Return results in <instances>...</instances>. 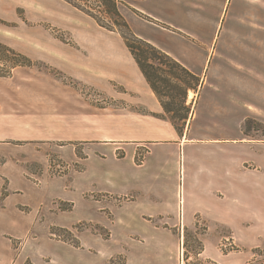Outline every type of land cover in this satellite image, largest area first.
<instances>
[{"label":"crops","instance_id":"1","mask_svg":"<svg viewBox=\"0 0 264 264\" xmlns=\"http://www.w3.org/2000/svg\"><path fill=\"white\" fill-rule=\"evenodd\" d=\"M119 1L138 37L202 79L199 94L188 96L187 128L183 134L175 129L119 34L100 38L99 26L63 0H23L29 20H48L76 41L75 51L52 46L55 58L48 62L78 81L92 73L105 90L107 83L123 87L113 96L124 107L114 120L119 130L105 137L115 145L108 156L115 169L98 179L100 193L112 200L96 202L103 218L95 222L111 233L110 239L84 231L78 234L82 246L75 247L52 238L51 227L72 229L92 218L72 220L70 213L51 212L57 201L74 202V211L79 209L63 178L52 179L46 170L35 183L25 167L6 163L0 166V197L2 177L9 182L0 206V264H16L13 240L23 241L18 255L33 264H112L113 259L116 264H185L194 249L186 244L190 240L201 241L198 256L232 264L216 251L220 241L230 236L244 241L255 234L251 228L264 241V153L249 152L264 148V140L243 130L249 119L264 123V0ZM63 115L34 120L44 127L55 121L65 129L73 126L71 115ZM71 136L64 132L47 139ZM44 139L36 133L19 138L30 142L25 145ZM127 143L133 147L127 149ZM140 150L147 153L137 164ZM37 151L40 156L29 159L42 158ZM126 159L130 166L122 168ZM13 194L22 199L13 202Z\"/></svg>","mask_w":264,"mask_h":264},{"label":"rangeland","instance_id":"2","mask_svg":"<svg viewBox=\"0 0 264 264\" xmlns=\"http://www.w3.org/2000/svg\"><path fill=\"white\" fill-rule=\"evenodd\" d=\"M23 3V0H0V41L36 62L31 68L15 69L12 77L0 78V166H5L6 163H9L6 167L10 168L23 166L27 171L26 176L35 183H39L46 170L47 176L52 179L63 178L62 182L67 184L70 196L80 201L79 209L74 211V202L57 201L54 206H51V212L70 213L69 218L72 220L92 218L82 220L72 229L53 226L50 230L52 238L75 247H78L76 246L78 244L81 247L78 234L88 231L109 240L111 233L95 222L103 218L96 202L103 199L112 200L108 195L100 193L101 186L98 179L100 174L104 173L103 171L115 169L113 157H108L115 145L105 137H111L119 130V127L115 126L118 121L114 120L117 109L124 106L114 99L113 93L120 92L122 89L113 83H107L108 89L105 90L104 87L97 86L98 82L91 77L92 73L87 81H78L52 66L48 62L50 58H55L50 52L53 50L52 46L57 44L70 47L75 51L76 41L70 32L48 20H29L26 10L21 6ZM97 28L100 31V38L113 37L112 32L101 27ZM55 113L57 117L70 114L73 126H67L65 129L55 121L56 125L44 127L39 124L38 119L34 120V116L47 119L49 114L55 115ZM77 120H82L83 126L77 125ZM251 120L255 121L251 126L252 136L264 140V123L255 119ZM48 121L46 120L47 124ZM64 132L72 135V139H47L56 138L59 135L62 137ZM34 133L36 136L44 134L47 140H35V144L30 145H25L30 143L29 141L19 140L29 135L33 136ZM125 147L130 149L133 146L127 143ZM37 150L42 152V158L29 159L34 155L40 156ZM102 151L108 153L106 158L101 157ZM249 152L251 156L261 155V152L264 153V148L256 147ZM146 153L147 150L138 151L137 164L142 163ZM117 155L120 159L124 158L122 152ZM120 163L122 168L130 166L129 159ZM2 184L3 194L0 197V206L9 193L7 192L9 188L7 176L2 177ZM18 199L21 200L22 197L13 194L12 201L15 202ZM62 208L71 209L63 211ZM22 211L28 212V209H22ZM7 214L15 215L11 211ZM43 215L44 213L41 217ZM108 216L111 217V214L109 213ZM97 226L103 230L97 232ZM250 231L255 234L244 241L236 240L233 236L220 241L216 251L232 264H235L237 260H243L242 264H253L254 250L264 246V241L254 229L251 228ZM10 239L13 240V238ZM12 242L15 258L11 259L9 256V259L14 260L16 264H33L31 259L24 258V254L18 255L23 241L13 240ZM186 244L194 249L191 250L192 255L188 256L191 260L186 261L185 264H218L198 256V252L202 249L201 241L190 240L186 241ZM223 245L228 247L225 248ZM8 250L11 255L13 252L11 249ZM188 257H185L186 260ZM116 263H119V260L113 259L112 264Z\"/></svg>","mask_w":264,"mask_h":264},{"label":"trees","instance_id":"3","mask_svg":"<svg viewBox=\"0 0 264 264\" xmlns=\"http://www.w3.org/2000/svg\"><path fill=\"white\" fill-rule=\"evenodd\" d=\"M93 20L99 27L119 34L136 60L179 134H183L191 114L187 105L190 92L199 94L203 87L200 77L193 74L166 52L138 37L120 9L119 0H63ZM36 64L27 55L0 41V78L12 77L17 68H31ZM124 90L123 87H121ZM253 120L246 121L245 135L252 136ZM65 208L62 210H70ZM97 232L103 230L97 226ZM76 246L79 247L77 244ZM253 264H264V246L254 250Z\"/></svg>","mask_w":264,"mask_h":264},{"label":"built area","instance_id":"4","mask_svg":"<svg viewBox=\"0 0 264 264\" xmlns=\"http://www.w3.org/2000/svg\"><path fill=\"white\" fill-rule=\"evenodd\" d=\"M143 157H144V156H143ZM143 159H144V158H143ZM143 159H142V161H143ZM142 161H141V162H142ZM226 242L228 243L229 241H226ZM226 245H227V244H226ZM226 245H223V246H225V248H227L228 246H226ZM229 245H230V244H229Z\"/></svg>","mask_w":264,"mask_h":264}]
</instances>
